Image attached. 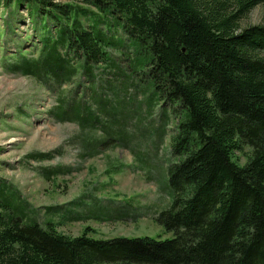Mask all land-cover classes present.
I'll list each match as a JSON object with an SVG mask.
<instances>
[{
	"label": "trees",
	"instance_id": "trees-1",
	"mask_svg": "<svg viewBox=\"0 0 264 264\" xmlns=\"http://www.w3.org/2000/svg\"><path fill=\"white\" fill-rule=\"evenodd\" d=\"M73 1L80 4L0 0L5 10L35 17L33 28L40 32L38 55L15 59L9 70L42 79L50 88L87 77L92 111L72 97L60 99L51 112L60 123H76L90 133L100 129L90 156L103 144L127 146L131 137L149 132L137 130L140 106L135 116L128 115L117 94L105 98L93 82L100 68L115 78L138 73L148 105L144 118L159 103L169 106L160 137L170 115H177L171 161L157 170L159 186L167 181L170 206L155 221L171 237L94 239L87 230L67 236L52 222L38 224L14 192L0 187V264H264V25L240 27L264 0ZM111 31L130 41L135 55L130 74L115 70L108 51L124 43L108 36ZM125 78L119 82L123 92L130 86ZM132 120H137L134 135ZM133 143L140 151L142 142ZM239 155L244 166L238 165ZM152 158L141 151L137 160L151 171ZM65 172L52 169L45 177ZM93 208L81 218L108 222L130 210L107 216Z\"/></svg>",
	"mask_w": 264,
	"mask_h": 264
},
{
	"label": "rangeland",
	"instance_id": "rangeland-1",
	"mask_svg": "<svg viewBox=\"0 0 264 264\" xmlns=\"http://www.w3.org/2000/svg\"><path fill=\"white\" fill-rule=\"evenodd\" d=\"M52 1L59 5L80 4L73 0ZM34 22L36 18H30L26 11L5 10L0 6V187L14 192L25 209L33 212L29 214L34 215L38 224L44 226L52 222L59 233L67 236L77 237L87 230L94 239L170 238L155 221L159 212L170 206L163 188V185L168 188L167 181L162 180L165 184L159 186L162 178L157 170L167 169L171 161L169 142L177 115H170L164 125L165 133L160 137L161 116L169 106L159 103L152 108L150 118H144L148 105L141 93L145 85L138 80V73H134L133 79L117 76L116 80L112 71L100 68L93 79L97 84L96 93L109 99L117 94L127 107L128 115L140 113L141 121L136 126L141 131L139 134L149 132L141 138L139 135L131 137L127 146L116 142H110L108 147V143L103 144L90 156L91 140L101 137L100 129L90 133L87 127L80 128L76 123H60L51 112L60 99L70 101L72 97L87 107L92 106V90L85 80L87 77L77 75L69 85L50 88L42 79L9 70L15 59L38 55L40 32L34 30ZM83 23L87 25L88 21ZM256 25H264V3L252 9L240 22L241 28ZM101 28L106 34L107 27ZM111 32L108 36L121 37L124 43L121 48L108 51L115 70L122 71V75L130 74L129 65L135 56L127 47L130 41L121 31ZM124 78L130 84L126 92L119 84ZM138 106L140 110L136 112ZM131 112L134 114H129ZM95 117L103 118L96 114ZM137 120H132L128 126L133 135ZM134 139L142 142L140 151L134 149ZM141 151L153 157L151 171L148 167H140L137 158ZM238 159V165L244 166V156L239 155ZM58 168L68 169V172L45 177L47 171ZM92 206L94 211H102L107 216L117 210L115 215L120 216L127 207L130 210L126 209L128 212H124L125 217L120 220L82 219ZM154 210L157 211L155 215Z\"/></svg>",
	"mask_w": 264,
	"mask_h": 264
}]
</instances>
